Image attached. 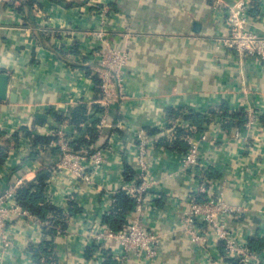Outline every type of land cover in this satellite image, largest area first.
I'll use <instances>...</instances> for the list:
<instances>
[{
    "label": "crops",
    "instance_id": "obj_1",
    "mask_svg": "<svg viewBox=\"0 0 264 264\" xmlns=\"http://www.w3.org/2000/svg\"><path fill=\"white\" fill-rule=\"evenodd\" d=\"M26 1L33 3L16 6L0 0V71L10 74V92L17 95L15 102L0 100V143L9 148L0 166V194L36 182L42 169L60 159L53 144L57 130L76 140L90 138L89 130L95 122L99 125L103 113L97 109L108 113V125L94 146L106 143L108 161L94 182L77 181L64 172L51 174L47 181L46 196L54 205L67 213L74 201L80 209L68 216L67 230L56 236L55 264H104L106 258L98 251L86 258L93 245L90 237L98 226L108 225L104 218L112 215L117 195L141 171L136 134L143 129L154 141L149 146L152 175L160 183L153 190V206L140 218L148 231L161 237V245L151 262L132 256L128 264H222L225 250L220 243L211 238L208 248L197 247L182 230L187 199L198 185L196 172L210 180L214 195L245 205V212L230 224L245 240L261 244L258 253L264 264V125L253 131L245 125L229 129L221 125L222 113L213 112L226 105L230 114L251 109L264 114V60L242 56L219 41L229 32L225 10L213 0ZM106 3L111 11L104 30L130 53L125 99L108 101L93 54L102 29L98 6ZM249 28L264 38V0L253 2ZM82 105L88 119L81 127L64 123ZM190 110L208 116L210 122L201 131L207 129L209 138L200 142L199 167L185 172V151L172 147L177 141L187 144ZM24 128L52 138L34 149L38 158L27 162L33 147ZM31 215L14 217L8 246L0 236V264H35L29 246L47 235L41 220ZM137 215L127 212L123 223Z\"/></svg>",
    "mask_w": 264,
    "mask_h": 264
},
{
    "label": "built area",
    "instance_id": "obj_2",
    "mask_svg": "<svg viewBox=\"0 0 264 264\" xmlns=\"http://www.w3.org/2000/svg\"><path fill=\"white\" fill-rule=\"evenodd\" d=\"M14 5L20 6L25 0H9ZM255 0H213L216 8L224 9L226 12V23L229 32L219 39L225 46L238 52L242 56L258 57L264 60V38L259 33L249 28L251 9ZM102 29L99 32L100 43L94 51V57L99 62L104 76L102 89L105 100L113 97L125 99L124 80L126 68L129 65L130 53L120 45L109 39V34L104 30L108 23L111 7L109 3L98 6ZM248 121L246 128L254 130L261 126V115L258 111H245ZM107 110L100 115L98 129L103 133L107 123ZM66 124H71L66 117ZM225 125V121H221ZM184 140L188 149L182 156V170L185 172L196 171L200 164V142L209 138V131H200L192 123L186 125ZM56 141L53 143L61 149L60 159L50 167L51 174L64 172L77 180L92 184L94 177L98 175L108 161L107 148L93 150V147H85L76 151L73 143L76 140L64 129L55 133ZM239 136V133H238ZM140 150L138 164L140 173L134 181L123 190L136 202L135 212L138 214L135 220L124 223V229L115 232L109 225H100L92 232L90 240L99 245L98 252L107 258L104 251H110L112 258L118 264H128L130 257L138 261L156 259L161 245V237L148 231L140 214L148 207L153 206V190L159 185L160 180L153 177V162L151 159V147L154 143L146 130H140L136 134ZM197 179V187L187 199V208L183 216L182 230L193 245L208 248L210 239L214 238L225 250L222 264H262L260 254L253 250L250 242L245 240L231 226L233 219L241 217L245 212V205H233L229 203L223 194L214 195L209 190L210 180L202 173H194ZM17 188L11 187L0 194V236L5 246L9 245L8 226L17 215H29L30 212L17 201ZM114 244H117L115 248ZM96 264V263H95Z\"/></svg>",
    "mask_w": 264,
    "mask_h": 264
},
{
    "label": "trees",
    "instance_id": "obj_3",
    "mask_svg": "<svg viewBox=\"0 0 264 264\" xmlns=\"http://www.w3.org/2000/svg\"><path fill=\"white\" fill-rule=\"evenodd\" d=\"M55 2L59 4H64L66 1L70 4H74L73 0H54ZM33 1H26L23 2L24 5H32ZM21 5V6H22ZM91 71H89V74ZM97 82H99V79L96 77ZM221 112L222 116L224 117L225 126L227 128H232L233 126H239L245 125L248 121L247 115L245 111H240L237 113H229V110L226 105H222L218 110H213V112ZM97 112H105L104 109L98 108ZM56 118L61 121L63 120L62 116H57ZM87 107L86 105H82L78 107L77 109L71 111V119L70 121L73 122L72 124L76 126L77 128H80L81 125L87 120ZM186 119H189L192 121V123L198 128V130L203 129V125L205 123H209L210 119H208V116L199 112H196L194 110L188 111V115L186 116ZM65 120V118H64ZM261 122L264 125V114L261 116ZM95 122L90 132V138H79L74 141L73 147L76 151H80L84 145L92 146L94 149L99 148H105L106 143L104 142L101 146H96L97 142L101 138V132L97 128L98 124ZM24 136L31 139L33 152L30 154L29 157L25 160L32 161L36 158H38L40 155H38L36 152H34V149L38 146H47L50 141L52 140L51 137H46L38 134H34L30 129L24 128L23 129ZM17 138H19V133L16 135ZM1 138V137H0ZM168 145V144H167ZM174 149H180L186 151L188 149V144L180 143V141L175 142L173 145ZM58 151L60 152V156L62 155L61 149L58 148ZM9 148L7 146H3L0 143V166L3 165L7 158H8ZM51 167V166H50ZM50 168L42 169L37 177L36 182H28L21 187L17 188V201L20 204L21 207L28 210L31 214L38 217L41 222L43 223V232L45 235H47L46 239L42 240L40 243H31L29 246L30 251L32 253V258L35 264H55L57 263V257H56V236L59 235V233L64 232L67 230L69 224H68V216L74 215L75 213L79 212L80 209L75 204L74 201L70 202L71 209L69 212L65 213L66 211L56 205H54L46 196V188H47V181L51 176V172L49 170ZM130 178V177H129ZM136 209V202L133 198L130 197V195L127 194L126 191H122L117 195L115 199V205L113 208V213L111 216H105L104 222L108 224L115 232H120L124 229V218L123 215L126 214L129 211H135ZM117 214V217L115 215ZM250 246L253 250L257 251L261 250V244H258L256 242L251 241ZM100 249L99 245H91L87 248L86 251V258L92 259L94 254ZM107 258L104 262V264H118L117 261H115L112 258L110 251H104ZM232 264H238L237 261H233Z\"/></svg>",
    "mask_w": 264,
    "mask_h": 264
},
{
    "label": "water",
    "instance_id": "obj_4",
    "mask_svg": "<svg viewBox=\"0 0 264 264\" xmlns=\"http://www.w3.org/2000/svg\"><path fill=\"white\" fill-rule=\"evenodd\" d=\"M11 86V76L9 73L0 71V100L7 101L11 99V101L17 100V95L10 92ZM39 117L46 118V115L38 114Z\"/></svg>",
    "mask_w": 264,
    "mask_h": 264
}]
</instances>
